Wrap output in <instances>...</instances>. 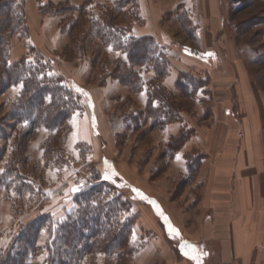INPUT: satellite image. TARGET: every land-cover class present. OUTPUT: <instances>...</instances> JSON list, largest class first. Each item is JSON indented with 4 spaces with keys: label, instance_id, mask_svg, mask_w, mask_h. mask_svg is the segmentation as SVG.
I'll return each instance as SVG.
<instances>
[{
    "label": "rangeland",
    "instance_id": "374dc122",
    "mask_svg": "<svg viewBox=\"0 0 264 264\" xmlns=\"http://www.w3.org/2000/svg\"><path fill=\"white\" fill-rule=\"evenodd\" d=\"M101 24L126 38H145L149 49L157 43L166 57L162 71L169 74L158 76L152 64L132 63L118 43L105 44ZM24 57L35 68L42 59L46 79L75 95L79 105L65 124L49 128L39 120L31 129L26 115L16 118L23 85L7 86L6 61ZM230 61L264 89V0H0V256L40 216L64 221L104 197L124 204L112 209L119 226H130L125 256L92 252L78 264H165L160 245L144 251L153 236L140 222L148 198L134 184L176 216L172 201L198 172H190L185 156L193 164L201 158L199 140L214 100L210 74L217 67L231 75L225 71H232ZM155 87L161 103L149 97ZM167 105L184 122L153 128V116L169 117ZM168 125L194 146L179 160L162 134ZM172 174L174 193L159 183ZM85 184L94 186L88 200L75 195ZM156 208L170 225L164 209ZM49 237L43 229L30 264H48ZM171 238L183 243L181 233Z\"/></svg>",
    "mask_w": 264,
    "mask_h": 264
},
{
    "label": "crops",
    "instance_id": "0c3cea01",
    "mask_svg": "<svg viewBox=\"0 0 264 264\" xmlns=\"http://www.w3.org/2000/svg\"><path fill=\"white\" fill-rule=\"evenodd\" d=\"M221 70L216 67L210 74L214 100L199 140L204 159L195 178L172 201L176 216L157 195L134 184L148 198L141 206L140 222L153 236L144 251L160 245L165 264H197L193 256L184 254L186 243L198 248L200 264H264V89L241 66L226 68L231 75L225 74L224 80L217 76H223ZM218 86L224 87L222 93ZM178 131L168 125L162 134L169 140ZM193 147L192 141H186L173 159L184 158ZM173 175L159 182L171 192ZM156 205L164 209L175 233L168 230ZM176 233H181L183 243L171 238Z\"/></svg>",
    "mask_w": 264,
    "mask_h": 264
},
{
    "label": "trees",
    "instance_id": "16d2710c",
    "mask_svg": "<svg viewBox=\"0 0 264 264\" xmlns=\"http://www.w3.org/2000/svg\"><path fill=\"white\" fill-rule=\"evenodd\" d=\"M107 27L106 24L100 25L101 38L105 44L114 45L118 43V48L127 53L128 59L132 63L136 65H143L145 62L152 64L158 76L169 74L168 69H166V73L162 71L166 57L159 51L158 48L160 46L157 43L155 47L153 46V48L149 49L142 41L145 38L133 36L126 38L122 32L119 33L117 30L116 33H113L112 29L109 28L107 30ZM118 33L120 36L117 35ZM37 65L39 68H35L32 63H29L28 57H24L16 64L7 63L6 61V68L8 70L5 72L7 86L16 83L23 85L22 100L17 104L16 118L20 119L22 115H26L28 126L31 129L37 125L39 120L49 128H56L65 124L79 104L76 101L75 95L68 88H63V86L57 85V82L54 84V81L46 79V67L42 59L37 61ZM181 75L190 76L186 73ZM121 81L126 84L125 80ZM200 87L202 85L198 89ZM186 93L189 92L187 91ZM148 94L151 99H158V102L161 101L159 100L161 98L160 88L157 90V87H155ZM166 108L168 109L167 112L170 118L168 117L163 122L162 117L153 116V128H160L166 124L175 122H184L183 118L179 117L180 112L175 107L167 105ZM169 108H172V110ZM156 109L157 106L154 110ZM176 136L170 137L169 146L172 148L171 155H175L188 139L183 133H180L178 137ZM198 155L201 158L195 164H193L194 161L190 159L189 154L185 156L187 168L190 172L197 171L201 161L204 159V154L199 152ZM93 189L94 186L85 184L75 192V195H81L84 200H88L90 192ZM103 199L104 197L100 201H96L97 204L95 205H91V202L87 201L89 203L88 208L83 209L78 214L67 216L64 221L53 219L52 216L50 217L46 214L40 216L18 232L16 244H13L4 255L0 256V264H30V257L40 249L38 239L43 229H46L50 236L46 245L48 264H78V259L92 252L116 255L120 260L123 259L125 256V243H127L126 234L129 233L130 226L125 223L119 226V223L114 220L117 212L112 209L123 203L115 201L116 199ZM166 225L168 230H170L171 226L169 224ZM183 248L184 254L188 253L186 254L187 256H198V248L195 246L186 243ZM193 249L195 250L193 251Z\"/></svg>",
    "mask_w": 264,
    "mask_h": 264
},
{
    "label": "snow or ice",
    "instance_id": "6c2138e0",
    "mask_svg": "<svg viewBox=\"0 0 264 264\" xmlns=\"http://www.w3.org/2000/svg\"><path fill=\"white\" fill-rule=\"evenodd\" d=\"M111 50V49H110ZM187 51V50H186ZM207 55L208 56H212L213 54L212 53H207ZM177 159L179 160L180 159V156H177ZM106 179L108 178L107 176L105 177ZM76 189H73V191H75ZM170 231H172V232H175L176 230L174 229V228H171L170 227ZM195 249H193V251H194ZM186 254H188V253H186ZM192 259H194V260H196L197 261V264H200V261H199V258L198 257H196V256H193L192 257Z\"/></svg>",
    "mask_w": 264,
    "mask_h": 264
}]
</instances>
